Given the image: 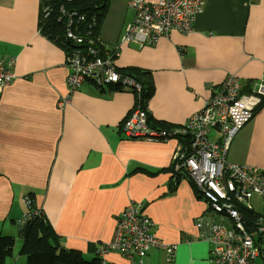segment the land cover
<instances>
[{"label": "crops", "instance_id": "crops-1", "mask_svg": "<svg viewBox=\"0 0 264 264\" xmlns=\"http://www.w3.org/2000/svg\"><path fill=\"white\" fill-rule=\"evenodd\" d=\"M41 3L0 0V59L12 61L16 75L0 86V234L23 246L17 221L31 196L62 247L93 260L133 202L151 219L156 238L179 244L172 262L152 250L143 264H210V245L195 227L207 203L191 181L173 179V156L189 139L150 143L126 134L124 121L142 103V86L138 93L87 82L60 109L68 94L66 50L41 32L48 19ZM133 18L127 0H107L97 37L103 55L117 51L113 65L120 73L138 70L153 85L143 105L153 127H185L229 74L247 87L264 80V0H206L191 33L172 30L142 48L121 44ZM227 160L264 171V102L233 140ZM251 203L264 215L260 196ZM104 264L128 263L111 252Z\"/></svg>", "mask_w": 264, "mask_h": 264}, {"label": "built area", "instance_id": "built-area-1", "mask_svg": "<svg viewBox=\"0 0 264 264\" xmlns=\"http://www.w3.org/2000/svg\"><path fill=\"white\" fill-rule=\"evenodd\" d=\"M71 1V0H67ZM134 12L133 21L126 27L121 44H135L139 48L156 44L167 38L172 30L186 35L193 31L196 17L205 11L206 0H127ZM44 18L53 11L50 0H42ZM58 23L64 29L67 43L66 85L68 94L58 107L63 109L72 94L83 84L92 82L97 88H131L141 92V84L133 77L120 73L113 65L116 50L102 54L99 37L92 35L95 22L89 24L76 10L60 8ZM117 47L116 49H118ZM88 49V52L86 50ZM13 62L0 59V86L11 85L16 76ZM236 75L229 74L203 101L199 112L179 129H162L150 125L147 108L142 103L124 121L127 135L143 138L150 143L174 138H187L178 145L173 156L172 171L177 178L191 181L207 203V212L195 220L198 239L210 245V264H253L264 259V215L257 218L256 230L261 234L262 251L243 223L239 205L254 210L252 199L260 196L264 202V171L227 160L233 140L253 117L264 101V80L248 88ZM216 133V136L214 135ZM232 198L237 203H232ZM27 211L17 225L23 229L42 212L33 207V200L25 198ZM152 222L143 209L130 202L120 215L111 241L98 246L97 258L104 264L111 252H118L128 264H142V258L152 249L164 251L171 260L178 244H167L151 233ZM256 235V231H255Z\"/></svg>", "mask_w": 264, "mask_h": 264}, {"label": "trees", "instance_id": "trees-1", "mask_svg": "<svg viewBox=\"0 0 264 264\" xmlns=\"http://www.w3.org/2000/svg\"><path fill=\"white\" fill-rule=\"evenodd\" d=\"M106 1L107 0H50L53 11L48 19L43 20L40 23L41 32L55 43L61 45L63 49L67 50V43L65 42L63 36L64 29L62 24L58 23L60 8L65 7L69 11L76 10L79 14L84 13L86 21L89 24L95 22L92 35L97 37L99 35V27L105 18V11L107 10V5H105ZM129 71L132 73H122L135 78L141 84L143 87L142 103L144 106H147V101L154 93L153 85L150 81L145 80L143 75L138 70L130 69ZM248 88L249 87L246 88V91ZM260 108L261 105L257 108V110ZM181 179L182 178L178 177L176 183ZM232 203H237L234 198H232ZM238 207L246 230L251 233L255 239L256 245L262 251V238L259 237L261 234H259L256 230L257 218L261 217L262 214L255 213L254 210H248L245 205H239ZM20 234L23 239L20 256H24L26 258V264H102L99 258L87 260L80 252L64 249L61 243H59L58 238L55 236L53 228L48 222H46V220L34 221L27 227L21 229ZM14 245L15 239L13 237L0 234V264H5L6 259L13 254ZM151 251H149L142 258V264L144 258ZM175 256L176 255H174L171 260H169L167 256V260L172 262ZM261 258L263 259L262 255Z\"/></svg>", "mask_w": 264, "mask_h": 264}, {"label": "rangeland", "instance_id": "rangeland-1", "mask_svg": "<svg viewBox=\"0 0 264 264\" xmlns=\"http://www.w3.org/2000/svg\"><path fill=\"white\" fill-rule=\"evenodd\" d=\"M105 5H107V1L105 2ZM79 16L83 17L86 20L84 13L79 14ZM122 37H123V35L121 36V39H122ZM86 52H88V49L86 50ZM256 110H257V108H256ZM256 110L253 113L252 119L254 118ZM21 247L22 246H20L19 243H17L16 239H15L13 254L6 259L5 264H26V258L24 256H20ZM19 259L21 261H19Z\"/></svg>", "mask_w": 264, "mask_h": 264}, {"label": "clouds", "instance_id": "clouds-1", "mask_svg": "<svg viewBox=\"0 0 264 264\" xmlns=\"http://www.w3.org/2000/svg\"><path fill=\"white\" fill-rule=\"evenodd\" d=\"M27 197H29V198H31L32 200H33V197H31V196H27ZM26 198V197H25ZM27 206V205H26ZM33 207H34V200H33ZM35 208V207H34ZM37 220H44V219H37ZM36 221V220H35ZM33 223V222H32ZM20 229V228H19ZM21 230V229H20ZM113 236H114V234H113ZM111 241V240H110ZM107 243V242H106ZM103 244H105V243H103ZM176 244H178V243H176ZM102 245V244H101ZM178 248H179V244H178ZM178 251V250H177ZM97 256V255H96ZM123 258V257H122ZM208 258H209V255H208ZM210 263V262H209ZM103 264V263H102Z\"/></svg>", "mask_w": 264, "mask_h": 264}]
</instances>
